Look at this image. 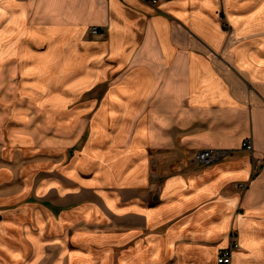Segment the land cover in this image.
I'll return each instance as SVG.
<instances>
[{"label": "crops", "instance_id": "1", "mask_svg": "<svg viewBox=\"0 0 264 264\" xmlns=\"http://www.w3.org/2000/svg\"><path fill=\"white\" fill-rule=\"evenodd\" d=\"M223 8L264 28V0H0L1 69L54 70L55 123L0 148V264H218L232 232L264 264V38Z\"/></svg>", "mask_w": 264, "mask_h": 264}, {"label": "rangeland", "instance_id": "2", "mask_svg": "<svg viewBox=\"0 0 264 264\" xmlns=\"http://www.w3.org/2000/svg\"><path fill=\"white\" fill-rule=\"evenodd\" d=\"M232 11L231 13L235 15L246 13L236 9ZM228 13V10L223 8L216 12V17L221 22L226 35L232 36L236 42L246 36L260 35V40L264 38V28L253 29L246 34L243 32L236 34L235 28L229 22ZM53 73L54 70H2L0 65V148L32 142L35 136V140H38V137L45 138L47 134L53 133L50 127L54 128L51 124L55 125V123L47 121V107L41 105L45 101ZM85 119L88 122L90 120L88 117ZM47 124H50V127ZM84 126L90 128L91 124L89 122ZM85 131V136L73 148V156L76 148L83 146L87 140L88 130Z\"/></svg>", "mask_w": 264, "mask_h": 264}, {"label": "built area", "instance_id": "3", "mask_svg": "<svg viewBox=\"0 0 264 264\" xmlns=\"http://www.w3.org/2000/svg\"><path fill=\"white\" fill-rule=\"evenodd\" d=\"M104 29L97 27V26H92L90 28V33L92 34H102L104 33ZM244 149L252 151L253 150V142L252 140H248L244 142ZM229 152L225 150H219L215 148H204L196 151L193 154L192 157V163L195 165L199 166H207L210 165L222 158H224L226 155H228ZM261 163L260 160H258L257 165L255 168L258 167V164ZM237 187L240 188H246L247 184L245 183H240L237 185ZM230 245L225 248L221 254L219 255L217 261L218 264H232L233 263V252L235 250H238L240 248V243L238 241V235L236 232H232L230 235Z\"/></svg>", "mask_w": 264, "mask_h": 264}]
</instances>
